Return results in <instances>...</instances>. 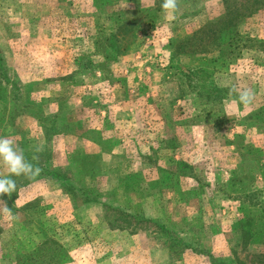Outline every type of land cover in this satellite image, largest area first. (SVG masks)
I'll return each mask as SVG.
<instances>
[{
    "label": "rangeland",
    "instance_id": "1",
    "mask_svg": "<svg viewBox=\"0 0 264 264\" xmlns=\"http://www.w3.org/2000/svg\"><path fill=\"white\" fill-rule=\"evenodd\" d=\"M161 3L106 7L133 24L107 59L97 34L114 28L92 0H0V137L67 180L12 177L16 191L0 200L18 219L0 213V264H26L46 238L65 251L62 264H210L170 247L166 229L222 264H260L263 246L234 227L245 219L264 231V0H179L171 26ZM229 12L239 15L237 49L173 57L178 40ZM245 88L254 100L237 106ZM87 126L102 154L115 133L106 161L81 145ZM39 127L43 151L30 137ZM85 155L94 160L80 164Z\"/></svg>",
    "mask_w": 264,
    "mask_h": 264
},
{
    "label": "trees",
    "instance_id": "2",
    "mask_svg": "<svg viewBox=\"0 0 264 264\" xmlns=\"http://www.w3.org/2000/svg\"><path fill=\"white\" fill-rule=\"evenodd\" d=\"M93 6L98 12L99 16L105 15L107 20L110 22V27L114 28L113 34H109V36H105L104 31L100 30L98 32V37L96 39V50L98 53H102L107 59H110L112 57H116L117 55H120V52L117 48V39H119V32L120 31H128L133 26L132 20L129 18L130 12L128 11H122V10H111V12H108L106 7L113 6L118 0H92ZM120 1V0H119ZM239 15L235 13H227L224 20H219L216 22H208L204 26L198 28L194 32H192L190 35L182 38L181 40H178L173 45V57L179 56V55H193L196 52H205L208 53V49L210 47H215L218 51H220V54L226 53L230 50L237 49L236 42L240 41V35L237 31L238 24L240 23ZM133 28V27H132ZM200 49V50H199ZM0 61H2V58L0 56ZM15 101L18 100L17 95L14 96ZM1 119V118H0ZM82 162L80 161V164H87L90 163L92 160H94L93 156L85 155L82 156ZM79 160V159H78ZM79 167V165L76 166V168ZM42 171L40 173V176H45L48 178H57L59 181L63 184L67 183V180L65 176H61V172L59 171H53L51 170L48 165H44V167L41 168ZM32 181V180H30ZM32 183V182H30ZM76 191H79L73 184L70 183V186L68 187L69 193H75ZM83 200L82 202L84 204L89 203H98V200L95 198H87L86 196L81 195L80 196ZM139 221V220H138ZM156 224V223H155ZM246 226L249 228L246 230ZM235 230H241L243 231V239L246 241V243H249L251 240H253V243L262 245L264 248V231L263 235L261 237H258V234L252 233V226L249 222H247L245 219L238 220L236 223V226L234 227ZM164 232L168 235L170 247H173L176 244H179V246L190 250L193 253H197L198 255L205 256L208 259V262L210 264H222L221 262H217L212 255L211 252L208 250L200 247L198 244H190L189 239H177L174 238V235L171 234L170 231L167 229L164 230ZM252 233V234H250ZM256 237V238H255ZM174 242V243H173ZM264 255V253H263ZM42 258L46 259V261H53L54 264H62L64 261H67L68 257L66 256L65 251L62 249V247L57 243L50 239H45L43 242H41L40 246L34 251L27 255H25L24 263L26 264H35L37 261L41 260ZM259 263H264V256L259 260ZM223 264H246L237 258L234 259V262L232 263H223Z\"/></svg>",
    "mask_w": 264,
    "mask_h": 264
},
{
    "label": "clouds",
    "instance_id": "3",
    "mask_svg": "<svg viewBox=\"0 0 264 264\" xmlns=\"http://www.w3.org/2000/svg\"><path fill=\"white\" fill-rule=\"evenodd\" d=\"M165 19L169 26L178 19L179 0H162L160 5ZM235 92V89H230V94ZM254 92L251 89L245 88L241 90L238 97L233 100V103L239 106H249L254 100ZM41 151L40 148L36 149ZM0 164H3L8 170V176L0 177V196H11L16 191V181L12 178L15 176H25L28 179H34L39 176L42 169L29 162L21 149L11 138L0 137ZM0 213L9 221L18 219L14 215L4 201L0 200Z\"/></svg>",
    "mask_w": 264,
    "mask_h": 264
},
{
    "label": "crops",
    "instance_id": "4",
    "mask_svg": "<svg viewBox=\"0 0 264 264\" xmlns=\"http://www.w3.org/2000/svg\"><path fill=\"white\" fill-rule=\"evenodd\" d=\"M39 129H40V131L36 134V137L34 136L35 133L34 134H30V137L32 138V140L34 142L33 143V145H34L33 147L35 148L36 146L39 145L40 149H42L41 151H43V150H45V147H46V139L43 137L42 127H39ZM83 129L84 130H82V131L86 132V137L80 138V143H81V145L84 144V143H87V145H91V147H93L91 150H89V154L90 155H99V154H101L102 161H106L105 157H107V156L108 157L113 156L112 153H114V152L111 151L110 146L112 144H114V137L113 136H114L115 133L107 136V138H109V139L105 141V144H106V147H107L108 151L106 153L102 154V149H101L100 145L98 144V142L89 138V134L95 128L92 127V126H87L86 128H83ZM63 137H64V139H68V136H63ZM58 138H59V136H56V137H54V140H57ZM71 139L72 138H70V140ZM54 140H52L51 142H53ZM64 141H66V140H64ZM65 155H67V154H65ZM57 165L61 166V167L66 166V159L64 160V163L62 162L61 164H57Z\"/></svg>",
    "mask_w": 264,
    "mask_h": 264
}]
</instances>
